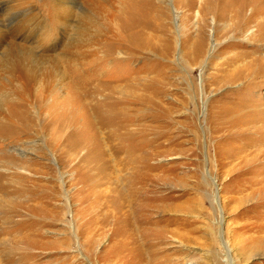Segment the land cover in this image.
<instances>
[{"label":"rangeland","instance_id":"374dc122","mask_svg":"<svg viewBox=\"0 0 264 264\" xmlns=\"http://www.w3.org/2000/svg\"><path fill=\"white\" fill-rule=\"evenodd\" d=\"M13 2L0 264H264V0Z\"/></svg>","mask_w":264,"mask_h":264},{"label":"bare ground","instance_id":"6f19581e","mask_svg":"<svg viewBox=\"0 0 264 264\" xmlns=\"http://www.w3.org/2000/svg\"><path fill=\"white\" fill-rule=\"evenodd\" d=\"M17 1V0H16ZM23 1V0H22ZM61 1H63V0H61ZM71 1V0H70ZM26 1H24V3H25ZM65 2V1H64ZM67 2V4L66 5H68V6H70L71 4H70V2H68V1H66ZM22 3V2H21ZM20 2L19 3H14L13 2V0H1L0 1V11H2V10H13V9H15V11L18 13V14H20V11H21V9H20V4H21ZM27 3H28V0H27ZM23 8V7H22ZM60 8L62 9V11L64 12L65 11V9H66V7H64L62 4H61V6H60ZM29 12V11H28ZM22 13V12H21ZM7 14V13H6ZM8 22V19L6 20V23ZM2 23L3 22H1V20H0V41H2V40H4L6 37H7V32H5V30H4V28L2 27V26H4V25H2ZM13 23V22H12ZM15 24L14 25H16V26H14V28H12V29H10L11 30V32H15L17 29H19V28H23V27H20V25H23V21H21V24H20V22H19V20H16L15 22H14ZM8 30V29H7ZM9 33V32H8ZM11 34V33H10ZM19 35V34H18ZM10 48H8V50H6L7 52H6V54H9L8 52H10ZM4 54V53H3ZM6 60V58L3 60V61H5ZM7 60H9L8 58H7ZM3 64V63H2ZM15 66H18V65H15ZM4 67V66H3ZM21 69H24V71L27 73L29 70L25 67V66H21ZM131 165H133V164H131ZM137 194V192L135 191V190H133V187H130V189L128 190V192L126 193V194H124L125 195V197L123 198V202L124 201H127L128 202V204L127 205H129V203H131V198L133 197V196H135ZM121 204H122V202H121ZM124 209V208H123ZM131 210L130 209H128V210H125L124 211V213H125V215H126V217L128 216V218L126 219V228H125V230L127 231H130V232H132V233H134L136 230H137V228H140V230L143 232L144 231V229H143V227H142V225H143V223H144V221H145V219H144V215L143 214H141V215H132L131 216V212H130ZM123 217H125V216H123ZM125 232V231H124ZM130 232L128 233V235L130 234ZM133 243L135 244L136 243V240H135V238L133 237ZM8 252V251H7ZM7 252L4 250V249H2V251H0V259H2V258H5L6 260H7V258H6V256L8 255L7 254ZM9 257V256H8ZM143 261H144V263H143ZM133 264H145V259H144V257H139Z\"/></svg>","mask_w":264,"mask_h":264}]
</instances>
